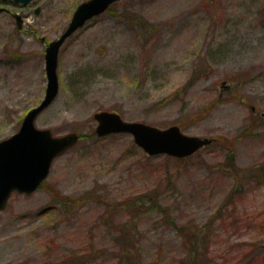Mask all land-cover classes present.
Masks as SVG:
<instances>
[{"label": "rangeland", "instance_id": "374dc122", "mask_svg": "<svg viewBox=\"0 0 264 264\" xmlns=\"http://www.w3.org/2000/svg\"><path fill=\"white\" fill-rule=\"evenodd\" d=\"M83 1L0 0V141L44 98L46 44ZM58 75L36 126L83 138L0 211V264H188L206 224L203 263L264 264V0H119L65 40ZM102 110L212 142L184 160L149 156L130 134L97 140ZM151 189L176 228L121 206Z\"/></svg>", "mask_w": 264, "mask_h": 264}, {"label": "water", "instance_id": "95a60500", "mask_svg": "<svg viewBox=\"0 0 264 264\" xmlns=\"http://www.w3.org/2000/svg\"><path fill=\"white\" fill-rule=\"evenodd\" d=\"M7 1V0H1ZM28 4L33 0H13ZM118 0H85L75 9L65 31L46 45L47 87L42 101L24 116L20 129L0 141V211L4 210L14 192L30 194L48 178L54 160L77 144L80 135L69 132L54 135L50 128H38L36 120L56 99L59 89L58 59L63 43L93 17L105 12ZM7 10L0 6V12ZM41 8L37 7L38 14ZM19 28L23 17L14 14ZM45 40L44 37L41 38ZM225 84V81L223 82ZM95 132L103 137L110 134H131L135 143L148 155H170L184 158L209 145L212 138L186 134L179 125L161 128L142 121H128L115 111L95 112Z\"/></svg>", "mask_w": 264, "mask_h": 264}, {"label": "trees", "instance_id": "16d2710c", "mask_svg": "<svg viewBox=\"0 0 264 264\" xmlns=\"http://www.w3.org/2000/svg\"><path fill=\"white\" fill-rule=\"evenodd\" d=\"M82 138H83V135H81V139ZM100 139L102 138L97 137V140H100ZM177 159L184 160L186 158H177ZM157 195L155 194L153 189H151L146 192L145 196H138L135 198H130L129 201L124 202L126 205L121 204V206L128 208V210L133 214L132 219L134 218V220L141 217L142 213L145 211L161 210L162 216L168 218L172 226L176 228V221L171 216V213L168 210H166V207L161 206L159 196ZM63 198H66V197L63 196ZM78 201L82 203L83 198H79ZM67 202L68 204L73 203L71 199L68 200ZM67 202H62L61 204H63L64 206H67L68 205ZM211 226H212L211 224H206L203 228L194 230L192 232V236L190 238L188 237V243H185L187 247V252H186L185 257L192 259V263L189 262L188 264H207L205 263L206 261L203 263L201 258L204 259L208 255H210V250H209L210 244L208 240L210 237L209 230ZM179 231L187 237L185 230L183 228H180ZM128 239L129 238L126 237V240ZM131 240L133 243L132 248H135L134 244L136 243V241L133 238V232H132ZM136 253L137 252L133 251L132 249H131V252L127 250L125 256L131 258L132 261H134L137 255Z\"/></svg>", "mask_w": 264, "mask_h": 264}]
</instances>
